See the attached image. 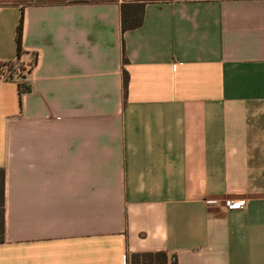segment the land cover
I'll return each instance as SVG.
<instances>
[{
  "label": "crops",
  "instance_id": "obj_1",
  "mask_svg": "<svg viewBox=\"0 0 264 264\" xmlns=\"http://www.w3.org/2000/svg\"><path fill=\"white\" fill-rule=\"evenodd\" d=\"M16 65L0 264H264V0H0Z\"/></svg>",
  "mask_w": 264,
  "mask_h": 264
},
{
  "label": "trees",
  "instance_id": "obj_2",
  "mask_svg": "<svg viewBox=\"0 0 264 264\" xmlns=\"http://www.w3.org/2000/svg\"><path fill=\"white\" fill-rule=\"evenodd\" d=\"M144 5L122 4L121 6V27L122 31L134 30L142 25ZM21 34H22V19L17 27L16 42L17 54L21 53ZM126 59L123 55V64ZM123 80L126 85L127 74L123 70ZM19 93L23 94L30 90V87L25 78L18 84ZM4 178L5 172L0 168V244L4 242ZM129 264H168V258L164 252L154 253H137L132 254L129 258ZM171 264H176L175 260Z\"/></svg>",
  "mask_w": 264,
  "mask_h": 264
},
{
  "label": "built area",
  "instance_id": "obj_3",
  "mask_svg": "<svg viewBox=\"0 0 264 264\" xmlns=\"http://www.w3.org/2000/svg\"><path fill=\"white\" fill-rule=\"evenodd\" d=\"M28 71L29 68L19 65L11 68H0V81L19 84L22 81V78L27 77ZM224 205L226 207H233V202L231 200H225Z\"/></svg>",
  "mask_w": 264,
  "mask_h": 264
}]
</instances>
